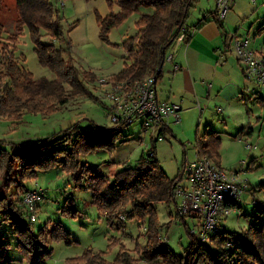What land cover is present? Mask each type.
I'll use <instances>...</instances> for the list:
<instances>
[{
    "label": "trees",
    "instance_id": "trees-1",
    "mask_svg": "<svg viewBox=\"0 0 264 264\" xmlns=\"http://www.w3.org/2000/svg\"><path fill=\"white\" fill-rule=\"evenodd\" d=\"M197 1L109 0L110 5L117 3L119 10L111 9L105 15L97 13L99 36L105 42H112L109 35L113 27L131 14H138L135 33L126 35L118 44L124 49V66L111 78L136 82L147 75H154L157 83L162 77L166 53L180 32L184 30L185 33L182 42L187 43L191 38L189 31L192 26L187 20L190 8ZM16 7V31L8 36L7 41H0V117L14 124L22 121L26 111L50 113L60 109L71 95L84 90L83 76H94L92 72L83 75L73 58L65 57L67 48L55 42L64 40L70 43V40H66L60 10L51 0H16ZM142 8H152V11L145 12ZM210 13L212 19L224 29L227 38L225 18H220L216 7ZM24 24L29 27L37 58L54 70L57 78L35 77L32 71L20 64L15 54V42ZM42 28L49 34L50 41L42 40ZM262 28L264 24L260 26ZM229 44L225 41V46L230 47ZM252 95L264 104V96L258 89ZM121 129L102 126L85 130L75 123L61 132L38 138L29 145H11L12 141L6 139L0 141V220L11 224L18 238L17 247L27 257L29 264H46L45 260L52 250L50 242L69 237V231L61 222L48 220L35 229L32 222L25 219L27 209L22 195L30 189L25 181L35 178L39 171L55 166L91 191L92 202L107 217L111 226L122 228L130 220L138 222L139 226L147 222L144 226L145 241L137 242L133 253L121 244L111 261L104 257L105 252L87 249L82 257L71 258V264H138L141 260L146 264H264V199L252 202L256 213L248 227L241 232L219 226L215 232H209L206 238L201 239L185 221L187 216H181L190 234L188 244L178 253L167 241L162 242L155 203L173 200L176 204L173 189L182 174L180 171L171 177L162 167L156 153L159 137L140 155L137 163H126L112 175L99 165H90L81 157L90 151L112 150ZM165 132H162L163 135ZM220 141L218 131L199 135L198 154L219 158ZM262 186L264 184L259 185ZM251 191L257 199L256 187L253 186ZM77 210L74 206L66 205L63 212L75 215ZM6 245L7 242L0 240V264H14L5 251Z\"/></svg>",
    "mask_w": 264,
    "mask_h": 264
},
{
    "label": "rangeland",
    "instance_id": "rangeland-1",
    "mask_svg": "<svg viewBox=\"0 0 264 264\" xmlns=\"http://www.w3.org/2000/svg\"><path fill=\"white\" fill-rule=\"evenodd\" d=\"M51 1L60 10L66 40L69 39L70 43L64 40L52 41L67 48L65 57H72L83 75L92 72L94 76L92 78L83 76L84 90L71 95L66 104L61 105L56 111L50 113L26 111L18 124L0 117V141L3 139L12 141L11 145L14 143L29 145L38 138L61 132L75 123L85 130L102 126L112 127L108 114L110 100L105 96V91L111 84L100 82V78L108 80L112 73L118 72L124 66L126 59L124 49L115 42L135 33V19L138 14H131L121 24L113 27L109 35L112 42L109 43L99 36L97 13L105 15L111 9L117 11L119 10L117 3L110 5L109 0ZM213 2L214 0H198L190 8L187 22L193 23L196 15L212 8ZM17 16L16 0H1L0 41H7L8 36L16 31ZM262 24L264 0L231 1L224 19L229 40L236 35L247 36L250 39V48L258 55L264 54V28L260 29ZM41 32L42 40L50 41L45 28H42ZM15 54L20 64L32 71L35 77L57 78V73L37 58L27 24H24L22 31L17 34ZM234 56L238 58L236 53ZM168 63L167 60L164 65ZM242 65L245 67L244 62ZM247 80L250 88L257 86L254 80ZM163 83V78L159 79L158 87ZM66 87L70 88L68 85ZM249 96L253 97L251 90H245L241 97L230 103V106L213 102L209 108L205 107L204 111L197 106L184 108L180 110V121L172 122L164 137L156 142V153L162 167L171 177L181 171L180 181L185 182L187 174L183 173V165L198 158V136L209 131L219 132L221 137L219 158L212 160L226 170L238 171L239 177L248 184V189L242 195L240 208H234L227 216L220 215V226L236 232L246 229L254 217L256 212L252 202L264 199V186L259 187L260 184H264V104ZM219 105L223 107V112L217 111L216 107ZM156 135L157 133L151 129H143L141 119H137L122 127L112 150L90 151L81 157L90 165H99L103 171L112 175L126 163L132 165L137 163L140 155L152 146ZM248 143L256 147L250 148L247 146ZM25 184L30 188L42 186L45 190L37 208V218L32 222L34 228L37 229L50 220L52 223L61 222L69 231L68 239H54L50 242L52 250L45 260L46 264H71L69 261L71 258L82 257L87 249L105 252L104 257L112 261L121 244L132 250L137 242L145 241L144 226L147 222L139 226L138 222L130 220L126 221L122 228L111 226L107 217L100 213L92 202L91 191L76 183L59 166L39 171L35 178L26 180ZM253 186L256 187L257 199L251 191ZM71 197L72 200L69 199ZM66 205L76 207L78 209L76 214L63 212ZM155 206L161 241H167L174 251L182 252L190 240V234L183 220L176 215L175 202L159 201ZM25 219H29L27 215ZM185 221L198 233L197 218L187 216ZM0 240L8 243L5 251L14 264H29L27 257L23 256L17 247L18 238L8 222H0ZM138 264L146 262L141 260Z\"/></svg>",
    "mask_w": 264,
    "mask_h": 264
},
{
    "label": "built area",
    "instance_id": "built-area-1",
    "mask_svg": "<svg viewBox=\"0 0 264 264\" xmlns=\"http://www.w3.org/2000/svg\"><path fill=\"white\" fill-rule=\"evenodd\" d=\"M232 0H216V9L220 18H225ZM184 30L180 32L166 53L165 60L171 62L174 46L182 42ZM232 50L244 62V71L248 79L257 83L258 90L264 94V55H258L250 48L247 36L232 38ZM179 66H174V71ZM100 82L111 84L105 91L109 98V110L112 127L121 129L134 120L141 119L143 129H151L157 133L156 137H164L163 131L170 128L172 122L180 121V102L160 100L157 96L156 78L147 75L139 81H115L112 78ZM107 99V98H106ZM196 106L203 111L199 100ZM220 109V108H219ZM248 147L256 145L250 143ZM183 173L187 174V181L180 180L174 186L173 194L176 199L177 217L191 216L198 218L199 235L201 239L209 232H215L220 224V215H229L234 208H240L242 195L247 189V182L239 177L236 170H226L207 155H198L193 161L183 165ZM182 178V177H181ZM42 186L27 189L23 194L27 215L31 222L37 218L39 202L44 197ZM240 213V209H239ZM192 232H197L192 229Z\"/></svg>",
    "mask_w": 264,
    "mask_h": 264
},
{
    "label": "crops",
    "instance_id": "crops-1",
    "mask_svg": "<svg viewBox=\"0 0 264 264\" xmlns=\"http://www.w3.org/2000/svg\"><path fill=\"white\" fill-rule=\"evenodd\" d=\"M215 7L216 0L211 9L196 15L193 23L187 22L192 26L189 31L191 34L189 42H180L174 46L173 60L166 66L163 65L161 78L164 83L159 87L158 82L156 83L158 98L180 102L181 110L196 107L197 100L201 104L204 103L203 111L213 102L230 106V103L241 97L245 90H251L253 93L258 89V86L250 88L244 66L234 56L235 52L231 47L233 37L230 42L224 29L212 19L210 12ZM142 11L151 12L152 8H142ZM123 39L124 37L121 41ZM121 41L115 43L119 44ZM225 41L230 43V47L225 46ZM176 64L179 68L174 71ZM259 93L264 96L261 91ZM216 109L223 112L220 105Z\"/></svg>",
    "mask_w": 264,
    "mask_h": 264
},
{
    "label": "water",
    "instance_id": "water-1",
    "mask_svg": "<svg viewBox=\"0 0 264 264\" xmlns=\"http://www.w3.org/2000/svg\"><path fill=\"white\" fill-rule=\"evenodd\" d=\"M161 70V68H159V70L158 71H160Z\"/></svg>",
    "mask_w": 264,
    "mask_h": 264
}]
</instances>
